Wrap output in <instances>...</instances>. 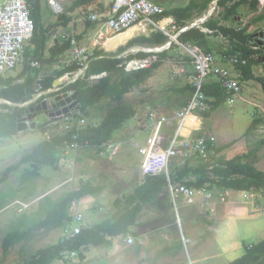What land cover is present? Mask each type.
<instances>
[{
  "label": "trees",
  "instance_id": "16d2710c",
  "mask_svg": "<svg viewBox=\"0 0 264 264\" xmlns=\"http://www.w3.org/2000/svg\"><path fill=\"white\" fill-rule=\"evenodd\" d=\"M214 0H191L185 7H177L166 10L163 16H173L178 28L185 27L195 17L201 16L207 11ZM31 6V19L34 22V36L30 41L24 59V68L15 78L0 77V99L13 104H21L26 101V90L29 87L40 85L43 91L61 88L51 96L55 97L66 92L77 94V111L86 113L88 109L97 107L104 101L118 103L111 106L101 121L96 126H90L79 132L78 143L81 149L90 150L92 147H100L113 139L114 133L120 130L123 125L137 115V110L130 105L120 103L126 95L133 90L142 88L153 73L160 68L164 60L185 59L191 62L190 57H177L169 51L162 53L139 52L130 54L127 57H119L128 49L134 46H147L154 48L164 45L168 38L162 33H152L150 36H138V33L130 35L132 31L125 32L127 41L125 46L118 48V52L109 53L104 49H96L89 59V67L84 77H80L70 84H61L60 80L74 77L80 70L76 63L65 65L60 70H51L59 64L61 58L71 50V38L56 39L54 44L48 47L50 38L55 28L69 26L76 17V11H80L85 18L86 29L95 30L98 22L91 20L93 14H104L107 7L99 0H74L65 13L59 15L57 21L47 27L43 23L44 7L42 0H29ZM218 7L222 9L217 19L209 20L205 27L213 32L206 34L199 28H190L180 34L179 41L183 44L198 46L205 52H215L211 44L210 36L222 37L223 45L220 54L223 58H236L238 63L236 69L240 70L241 82L255 81L261 85L264 94V44L254 38L251 27L264 20V13H260L251 19V22L243 28L227 24L228 21L236 19L239 10L243 5H249L251 14L258 11V0H218ZM105 20H102L104 22ZM87 31L75 36L80 44ZM124 32V31H122ZM123 34L121 38L125 37ZM130 36H136L128 38ZM176 47V46H173ZM114 44L106 45V50H113ZM157 55L159 60L148 68L126 72L124 63L135 58L144 59ZM34 62H39L41 68L33 67ZM256 68H260V74L256 75ZM44 76L40 78L39 76ZM103 76L96 81H90L93 76ZM58 83V85H57ZM181 91H189L190 95L194 87L188 83ZM205 95L212 99L209 101L211 109L220 107L227 100V93L219 83L210 82L203 87ZM186 104V103H185ZM184 106V105H183ZM182 106V107H183ZM23 108L18 106H0V139L10 138L19 134L18 121L21 119ZM263 123V119L254 117L248 127L245 136L254 131L257 126ZM47 124L38 128L45 132ZM72 134L67 133L52 137L50 140L41 142L30 153L24 156L21 161L5 170L0 178V186L6 183L10 176L19 170L22 165H29L27 175L37 177L44 167L58 168L63 158V152L67 148ZM225 148L218 149L216 154ZM255 157L250 153L239 154L232 159H216V156L205 162L196 164L187 163L180 168L173 169L170 178L175 182H185L195 188H206L208 190H231L247 192L251 190H264V171L258 169L251 158ZM104 188L94 186L91 182L83 183L77 190L71 191L66 197L56 202L49 208L44 219L36 222L32 227L16 229L9 232L2 240V256L0 264H5L10 250L19 242L25 240L29 235L41 229H54L66 226L70 220V210L77 200L88 196L102 194ZM168 190V181L165 175H147L142 183L133 193L117 199L114 204L120 209V213L112 223L98 224L92 228H86L75 239L62 243L58 241L46 248L38 250L24 264H51L57 259H62L66 251H77L82 259L84 252L90 247L104 246L109 240L119 236L132 234L130 228L136 225L138 215L146 205L160 200ZM9 204H0V212L5 210ZM134 234V233H133ZM229 264H264V239L253 244H245L244 254Z\"/></svg>",
  "mask_w": 264,
  "mask_h": 264
},
{
  "label": "rangeland",
  "instance_id": "374dc122",
  "mask_svg": "<svg viewBox=\"0 0 264 264\" xmlns=\"http://www.w3.org/2000/svg\"><path fill=\"white\" fill-rule=\"evenodd\" d=\"M152 1L161 5L165 10H170L175 7L187 5L191 0ZM199 1L204 2V0ZM215 1L216 0H214V2ZM99 2L104 3L107 7L111 5L112 0H99ZM214 2L211 4L213 5L212 7L215 6ZM42 3L44 7L43 23L45 27H47L57 21L58 15L51 11L47 0H42ZM72 3L68 2L66 6L67 9ZM259 10L260 9H258V11ZM221 11V8L215 7V14L213 17L215 19L219 17L220 19L219 14ZM262 13H264V9L262 10ZM240 14L243 15V19H240L239 22H237L238 20L236 19H232L228 21L227 24L233 23V25H242L241 23L244 19H246L248 23L251 22L249 5H243L239 11V15ZM254 15L256 16V14ZM84 30L87 32L85 33L83 40L90 41L93 37L91 34L94 30L91 31L86 29L85 18L80 11H76V17L69 26H60L54 29L48 47L49 45H53L56 39H67L73 35L77 36ZM250 31L255 34H257V32H264V22L261 21V23L258 22L254 24ZM59 33L65 34L66 37L58 36L57 34ZM213 37L217 38L215 36ZM220 38L214 40V43L217 44L215 47L217 50L213 52L219 66L222 63L230 64L228 59L223 60V56L220 54V49L223 48V40ZM164 45H162V47ZM136 47L140 46H134L133 48ZM143 47L147 48V46ZM116 52H118V50ZM181 52L182 51L179 48H176L170 53L177 57H188ZM71 57L70 50L61 58L60 63L58 64L59 68L62 69L67 65L70 62ZM231 66L234 67L233 65ZM23 68L24 61L19 67L8 71L3 77H16L22 72ZM225 68L229 69V65H226ZM230 71L235 72V70ZM255 72L256 74H260V68H256ZM194 75L193 66L189 61L185 59L164 60L160 68L153 73L152 77L142 88L133 90L130 94L126 95L120 103L133 106L137 110L138 116L136 118H143L150 109L168 114L175 112L187 103L190 97V92L181 91L180 89L188 85ZM43 76L44 75L41 74L39 77L42 78ZM75 76L64 80L62 79L60 82L62 85L70 84ZM90 81L94 80L90 79ZM241 85L243 86V90H245L243 95L245 99L241 96L239 98L233 97L231 104H228V100H226L220 107L210 109L208 114L205 115L206 120H203L204 117L202 118V121L206 124L208 123L210 128L204 127L203 130L210 131L214 136V148H225L221 152L224 157L230 159L239 154H243L246 151L249 153V150H251L250 154L256 155V157L260 156L257 160V167L264 171V112H262L260 108L253 107V105L259 104L258 102H260V99H264V94L260 90L259 83L249 82L248 84L241 83ZM50 97L53 98L52 96ZM254 98H258L256 100L257 102L252 101ZM116 104L118 103L104 101L99 106L88 109L86 113H80L77 111V108H75L71 109L67 115L78 113L87 121V126L98 125L104 119L107 110ZM39 117L43 123L46 122L45 124H47L45 132H49L48 137H45V132H43L41 128H38L41 125L40 123H37ZM39 117L35 123L30 125V129L19 132L17 136L0 139V178L7 168L18 164L21 159L37 147L42 140L65 134L62 121H56L54 120L55 118L50 117L51 122H48L49 119L44 118L43 114ZM254 117L263 119V123L257 126V128L249 135L243 137ZM136 118L126 122L120 130L114 133L113 139L110 142L116 144L119 142L122 143L117 155L101 156L97 151L79 149L77 152L71 154L72 159L62 156L63 158L61 159L58 168L44 167L40 170L37 177L27 175V169L32 168L29 165H22L19 170L10 176L6 183L0 186V204H3L4 202L9 204L5 210L0 212V258L2 256V240L9 232L16 229L25 230L32 227L36 222H39L46 217V213L50 207L66 197L71 191L77 190L86 182H91L96 187L101 186L104 188L102 194L83 199L84 211L90 202H93L91 206L95 204L98 205L97 207H92L94 211H102V213L99 212V214L96 215H89V220H86L84 216L86 224L89 226H95L99 223H110L111 217H113L117 210H119L114 205L115 200L123 199L133 193L143 181L141 171L140 169L138 170L137 167L138 161L135 156L137 155V152L132 149H136L134 142L131 143L130 146L128 144L131 136L133 139L134 133L139 129ZM30 123H32V121ZM49 124L51 125L48 126ZM174 131V125L166 129L164 133L165 145L169 144L168 137L172 136ZM250 137H253L251 141L249 140ZM136 138L142 141L143 138H146V134L142 133ZM252 159L254 158H251V160ZM67 160H70V164ZM49 192H51L49 199H44L41 202H38L31 210H29V208L27 209L28 203L36 200L40 201V199L44 197L43 194ZM167 197L168 193L166 192L160 200L145 206L140 220V225H143V227L140 228L138 232L142 233L143 231H149L147 233L150 234L152 232L150 230L155 229L159 224H171L169 230L172 233L178 234L179 232H182L185 237H193L198 240L200 226L195 223L198 220V217H200V214H198L199 211H201L198 209L199 206L181 205L178 219L175 207L171 202H168ZM258 206L260 207L262 204L260 203ZM249 214L256 216V220L252 221L255 224H258V220L264 219V213L252 214L250 211ZM159 216L162 217L160 220ZM179 221L181 225H179ZM189 226L193 227L190 228ZM240 229L241 226L239 230ZM60 236H62L60 228H54L52 230L45 229L43 232H41V230L34 232L31 236L29 235L25 240L17 243L10 250V254L5 264H24L38 250L57 243ZM241 238L247 239L249 242H260L264 239V236L254 234L249 237L242 236ZM117 240H119V238H117ZM188 245L191 247L190 243ZM183 253L184 259L188 263L189 259L187 253L184 250ZM84 254L86 258L92 255L87 251L84 252ZM121 255L130 261L136 260L138 257V253H135L133 249L125 250ZM237 256H239L238 250L224 254L223 264H229L231 260ZM80 258L81 257L79 256L70 257L69 252H67L63 255L62 259H57L51 264H81ZM117 260H120V257L114 258L113 260H110V262ZM143 263L159 264L158 261L151 259L146 260ZM86 264H90V262Z\"/></svg>",
  "mask_w": 264,
  "mask_h": 264
},
{
  "label": "built area",
  "instance_id": "2783aa9c",
  "mask_svg": "<svg viewBox=\"0 0 264 264\" xmlns=\"http://www.w3.org/2000/svg\"><path fill=\"white\" fill-rule=\"evenodd\" d=\"M73 1L47 0V3L54 14L61 15L67 10L68 2L72 3ZM109 6L104 14L91 17L92 21L99 22V29L90 46H80L74 35L68 36L72 39L70 62L80 66L79 72L71 82L85 75L93 52L96 49H102L109 36L112 37L136 25H142L148 34L162 33L165 35L168 42L157 50L170 51V49L179 48L182 54L184 53L192 59L191 63L195 75L191 84L194 87V92L186 106L178 112L167 115L150 109L143 118H136L139 129H137L132 143L134 142V146L140 155V171L143 176L165 175L167 177L170 202L175 207L177 217L181 205L194 206L199 204L205 206L216 201L222 204L227 203V193L219 194L206 188H195L185 182H173L170 178L173 169L180 168L187 163L208 161L213 155L214 136L201 135L199 134V127L192 126V123H200V118L210 110L209 101L212 99L205 95L203 87L210 82L219 83L227 93L228 104L232 103L233 97L238 98L243 91L239 80L240 70H238V74H234L229 69L219 66L212 53L205 52L198 46L186 45L179 41L180 34L192 27L200 28L206 34H212V31L204 28L203 25L211 19L215 9L189 26L179 29L175 19L163 16L166 10L152 0H112ZM258 8L260 10L264 8V0H258ZM102 20L105 21L102 22ZM247 24L248 21L245 20L239 28ZM34 29L29 0H0V76H4L8 71L16 69L23 63L27 47L34 36ZM57 35L66 37L63 33ZM259 40L264 44V38ZM158 60L159 57L153 55L144 59L127 61L123 66L126 72H131L148 68ZM228 62L235 66L238 59L229 58ZM32 65L40 68L38 62H34ZM100 77L93 76L90 79L95 80ZM49 92L53 91H42L41 86H37L36 94L28 104L31 105L41 99L47 101ZM4 103L6 102L0 99V105ZM74 120V113L65 116L62 120L65 133L74 132L64 151V156L68 159H72L71 154L80 149L77 141L80 130L89 127L84 118H78L75 123ZM173 125L175 131L172 136L168 137L169 144L165 145L164 133ZM142 133L146 134V138L140 141L136 137ZM120 146V144L109 142L100 147H92L90 150L97 151L101 156H115L119 153ZM81 206L80 201L73 205L77 213L63 228L62 243L75 239L83 230L88 228L84 215L79 209ZM252 210L253 214L264 213V203L260 207L256 205ZM126 242L131 246L135 244L136 238L128 236ZM68 252L70 257H78L79 255L76 251Z\"/></svg>",
  "mask_w": 264,
  "mask_h": 264
},
{
  "label": "crops",
  "instance_id": "0c3cea01",
  "mask_svg": "<svg viewBox=\"0 0 264 264\" xmlns=\"http://www.w3.org/2000/svg\"><path fill=\"white\" fill-rule=\"evenodd\" d=\"M189 4V3H188ZM187 4V5H188ZM187 5H184L182 7H185ZM110 6H107V9H109ZM211 7V6H210ZM209 7V9H210ZM177 8V7H175ZM173 9V8H172ZM244 9V8H242ZM241 10V8H240ZM239 10V11H240ZM262 13V11H261ZM254 14H251V19L254 17ZM173 17V16H172ZM200 17V16H199ZM199 17H195L194 20L198 19ZM240 17V18H238ZM175 19V18H174ZM240 19H243L242 14H238L236 20L239 22ZM193 20V21H194ZM245 20V19H244ZM264 22V20L262 21ZM261 23V22H259ZM238 24H236L237 26ZM99 29V26L93 31L90 41L82 40V42L79 44L83 47H88L93 42L94 37L96 35L97 30ZM132 33L129 34L133 35L134 32L139 31V35L141 34V31L138 29L131 30ZM127 33V32H126ZM90 34V33H89ZM125 36V34H123ZM138 35V36H139ZM148 35V33L144 34ZM136 36H130L128 38H132ZM220 38V37H217ZM213 36H210L209 40L211 44L216 47L217 44L214 43V40L217 39ZM127 36L121 38V35L118 37H110L105 42V44L102 46L103 49L106 50V45H109V43H112L116 40H119L121 42L117 43V46L107 52H116L118 48L125 46L129 41L126 40ZM224 41L223 38H220ZM222 41V42H223ZM51 45H49L50 47ZM216 49V48H215ZM217 50V49H216ZM226 65H229L227 63L220 64L221 67H225ZM229 68L231 70H234L235 67H231L229 65ZM49 70V69H48ZM238 74V72L235 70V72ZM258 75V74H256ZM249 82H255V81H249ZM245 82V83H249ZM257 83V82H256ZM261 90V85H260ZM245 90H243V93L241 97L244 98ZM258 98L252 99V101H256ZM260 102H258V105H253V107L257 108L264 107V99H260ZM257 102V101H256ZM257 106V107H256ZM262 110V109H261ZM263 112V111H262ZM204 117V118H203ZM206 120L205 116H202L200 118V123L194 124L192 123L193 127H199L200 131L199 134L203 135H212L210 131L203 130L205 128H210L209 124L204 123L202 121ZM197 125V126H196ZM49 126V125H48ZM47 127V126H46ZM248 129V128H247ZM246 133V132H245ZM136 132L134 133L135 136ZM45 137L49 136V132H45ZM243 137H246L245 134ZM51 138L44 139L41 142L45 140H50ZM134 139V137H133ZM132 136L129 139V146L133 141ZM253 139V137H250V141ZM120 143V142H119ZM122 144V143H120ZM217 148V147H216ZM214 148L213 157L216 156V159H226V157L223 156L221 152L216 154V151L218 149ZM137 152L136 160L138 170L140 169V155L138 151L134 148H132ZM222 149V148H221ZM251 150H249V153ZM248 153V151L244 152ZM258 157V156H257ZM252 157V162L255 164V166H258L257 160L260 158V156L257 158ZM257 158V159H256ZM232 159V158H230ZM196 164V163H193ZM59 166V165H58ZM258 168V167H257ZM42 170V169H41ZM143 180V178H142ZM214 192H217L219 194H228L227 197V203H219L216 201L215 203L206 204L205 206H201L198 204L199 211L198 214H200V217H198V220L195 224H199L200 229V235L198 236V240L194 239L193 237L187 238L185 237L182 232L180 233H172L169 229L171 224H159L155 229L150 230L152 231L150 234L147 233L149 231H143L142 233L138 232L140 228L143 227V225H140L141 220V214L138 215L136 220V225L132 226L130 228V231L132 234H129L127 236H119L116 238H112L109 240L108 244L104 246H98V247H90L87 252L91 253L92 255L88 258L85 257L84 259L80 258L81 264H86L90 262V264H145L143 263L146 260H155L158 261L159 264H223L224 261V254L234 252L235 250H238L239 256L235 257L232 261L235 259L241 257L244 254V246L245 244H253L257 242H249L247 239L241 238L242 236H251V235H263L264 236V219L258 220V224L253 223V220H256L254 215H250L249 212L260 203H264V190L263 191H247V192H237V191H231V190H214ZM51 195V192L43 194V198L40 199V201H32L27 204V209L31 210L35 204L38 202H41L44 199H49V196ZM88 197H94V196H88ZM86 198V197H85ZM84 198V199H85ZM167 200L169 202V195L167 197ZM82 203V206L79 208L80 211L84 214L86 220H89V215H96L99 214V212L102 213V211H98L92 208L93 206L97 207L98 205L93 204V202L88 203V206L85 208L84 211V204L83 199L79 200ZM78 201V202H79ZM116 201V200H115ZM115 205V204H114ZM83 208V211H82ZM144 210V209H143ZM48 213V212H47ZM46 213V215H47ZM77 213V210L75 208H71L70 210V216L74 218V215ZM120 213V209L117 210V212L111 217L110 223L114 222L116 219V216ZM253 214V213H252ZM162 217L159 216V220ZM44 219V218H43ZM160 222V221H159ZM100 224V223H99ZM98 225V224H96ZM95 225V226H96ZM179 225L180 221H179ZM89 226V225H88ZM194 226V225H193ZM193 226H189L190 228ZM241 226V229L239 230ZM65 226L61 227V231L63 230ZM90 228L94 226H89ZM189 227H188V233H189ZM45 229H41V232H43ZM52 230V229H48ZM40 231V230H38ZM36 232V231H34ZM237 232V233H236ZM134 233V234H133ZM33 234V233H32ZM31 234V235H32ZM30 235V236H31ZM128 236H133L137 239L136 243L132 246H129L126 242V239ZM240 236V237H239ZM61 237V236H60ZM119 238V240H117ZM142 240V242H141ZM185 241V242H184ZM200 241V242H199ZM191 244V247H189L188 244ZM133 249V251L138 253V257L136 260H128L125 257L121 255V253L125 250ZM183 250L187 253L189 262L184 259V253ZM190 251V252H189ZM120 257V260L110 262V260H113L114 258Z\"/></svg>",
  "mask_w": 264,
  "mask_h": 264
},
{
  "label": "clouds",
  "instance_id": "9594fccd",
  "mask_svg": "<svg viewBox=\"0 0 264 264\" xmlns=\"http://www.w3.org/2000/svg\"><path fill=\"white\" fill-rule=\"evenodd\" d=\"M213 2H214V1H213ZM217 3H218V0H216V1L214 2V4H215L214 7H212L213 5H210V6H211L210 9H208L207 11H205V12H204L199 18H201V17H202L203 15H205V14H208L212 9H215V7L218 8ZM258 9H259V8H258ZM263 9H264V8H263ZM263 9H262V10H263ZM262 10L257 11V12H256V15L260 14ZM65 12H66V11H65ZM65 12H64V13H65ZM214 14H215V12H214ZM61 15H62V14H61ZM58 16H59V15H58ZM213 16H214V15H213ZM213 16L211 17V19H215ZM170 17H172V16H170ZM173 18H174V17H173ZM199 18H198V19H199ZM198 19H196V20H198ZM211 19H210V20H211ZM196 20L189 22L186 26H189L190 24L194 23ZM245 20H246V19H245ZM245 20H243V21H245ZM175 21H176V20H175ZM208 21H209V20H208ZM208 21H207V22H208ZM243 21H242L241 24H243ZM207 22H206V23H207ZM98 23H99V22H98ZM206 23L203 25L204 28H206V27H205ZM248 24H249V23H248ZM248 24H247V25H248ZM186 26H185V27H186ZM237 26L240 27L241 25L239 24V25H237ZM239 27H238V28H239ZM244 27H245V26H244ZM182 28H183V27H182ZM192 28H197V27H192ZM242 28H243V27H242ZM199 29H200V28H199ZM207 29H208V28H207ZM125 31H126V30H125ZM121 33H122V32H121ZM259 33H262V32H257V34H259ZM263 33H264V32H263ZM212 34H213V32H212ZM212 34H209V35H212ZM150 35H151V34H148V35H146V36H150ZM254 35H255V34H254ZM74 37H75V36H74ZM221 38H222V37H221ZM263 38H264V37H263ZM255 39H258V40H259V39H261V38H260V37H257V38H255ZM259 41H260V40H259ZM167 42H168V41H167ZM167 42H166V43H167ZM260 42H261V41H260ZM166 43H165V44H166ZM51 46H52V45H51ZM164 46H165V45H164ZM140 47H143V46H140ZM161 47H162V46H158V47H154V48H148V47H147V48H148L149 50H150V49L156 50L157 48H161ZM102 49H103V48H102ZM175 49H176V48H173V49H171L169 52H173V50H175ZM158 51H159V50H158ZM165 51H168V50L159 51V52H147V53H162V52H165ZM124 53H125V52H124ZM137 53H139V52L128 53V54H125V55L123 54L122 56H119V57H124V58H125L126 56H128V55H130V54H137ZM212 54H213V52H212ZM152 56H153V55H152ZM156 56H157V55H156ZM149 57H150V56H149ZM188 57H189V56H188ZM147 58H148V57H147ZM135 59H140V58H135ZM226 59H229V58H223V60H226ZM132 60H133V59H132ZM191 61H192V60H191ZM38 63H39V62H38ZM59 63H60V62H59ZM71 63H72V62H69L68 64H71ZM190 64H192V63L190 62ZM227 64H228V63H227ZM229 65H230V64H229ZM55 66H56L57 68H54ZM55 66H53L52 69L47 70V71L51 72V70H58V69H60L59 66H58V64L55 65ZM151 66H152V65H151ZM230 66H231V65H230ZM233 66H234V65H233ZM231 67H232V66H231ZM234 67H235V66H234ZM40 68H41V65H40ZM224 68H225V67H224ZM229 70H231V69L229 68ZM234 70H236V71L238 72V69H236V67H235ZM193 71H194V68H193ZM78 72H79V71H78ZM85 72H86V71H85ZM194 74H195V73H194ZM234 74H235V73H234ZM84 76H85V75H84ZM84 76H83V77H84ZM103 76H106V74L101 75L100 78H102ZM0 77H3V76H0ZM11 77H12V76H11ZM3 78H4V77H3ZM8 78H10V77H8ZM12 78H15V77H12ZM100 78H99V79H100ZM78 79H79V78H78ZM96 80H98V79H95L94 81H96ZM239 80H240V79H239ZM74 82H75V81H74ZM71 83H73V82H71ZM240 83H244V82H241V80H240ZM190 84H191V81H190ZM191 85H192V84H191ZM37 86H39V85L37 84V85L33 86V88H35V91H36V87H37ZM192 86H193V85H192ZM241 86H242V85H241ZM41 89H42V87H41ZM242 89H243V86H242ZM59 90H61V88H57V89H55V90H50V91H53V92H49V94L47 95V97H48V100H47V101H49V100H50V101L53 100L52 102L54 103V99H55L56 96L53 97V98H51L50 96H51L52 93H56V92H58ZM42 91H43V90H42ZM46 92H47V91H46ZM193 92H194V91H193ZM66 93H69V95H72V94H73V92H66ZM242 93H243V91H242ZM242 93H241V95H242ZM35 94H36V92H35ZM35 94H34V95H35ZM62 94H63V93H62ZM192 94H193V93H192ZM192 94L190 95V97L192 96ZM34 95H33V96H34ZM60 95H61V94H60ZM241 95H240V96H241ZM33 96H32L30 99H26V101H24V102L21 103V104H13V103H10V102H8V101H6V100H3V101L6 102V103H4V104H6V105H10V106H18V107H20V108H23V113H22V117H21V118H23V117H26V116H27V115L24 113L25 108H28V107H34V106H36V105H38V104H40V103H42V102L45 101V100L41 99V100H38L37 102H35V103L29 105L28 102H29L30 100L33 99ZM57 96H58V95H57ZM240 96H239V97H240ZM190 97H189V99H190ZM239 97H238V98H239ZM189 99H188V101H189ZM1 100H2V99H1ZM47 101H46V102H47ZM188 101H187V103H188ZM210 101H211V100H210ZM39 102H40V103H39ZM187 103H186V104H187ZM4 104H2V105H4ZM186 104H185L183 107H181L179 110L175 111V112H178V111L182 110V109L186 106ZM0 106H1V105H0ZM256 107H257V106H256ZM75 108H76V107H75ZM75 108H74V109H75ZM257 108H259V107H257ZM61 109H62V108H59V110H61ZM210 109H211V106H210ZM50 112H51V111H50ZM175 112H172V113H169V114H168V113H164V114L170 115V114H173V113H175ZM42 114H43L44 118H46V119L48 118V119H49L48 122H51L50 120H51L52 117L50 118V116H49L48 113H44V112H43V113H40V114L37 116V118H35V120H34L32 123H30V121H27V122H26V124H27V126H28V129H30V125L33 124V123H35L36 120L38 119V117L41 116ZM206 114H208V112H207ZM206 114H205V115H206ZM66 115H67V114H66ZM205 115H204V116H205ZM47 116H48V117H47ZM136 116H138V115H136ZM63 117H65V115H63V116H61V117H56L54 120H56V121H59V120L62 121V120H63V119H62ZM75 117H76V120H74V123L77 122V119H78V118H83V116H81V115L78 114V113H75V114H74V119H75ZM135 118H136V117H135ZM46 121H47V120H46ZM62 122H63V121H62ZM37 123H40V124L42 125V124H44V123H46V122L43 123V121H41V120H40V117H39V120L37 121ZM63 124H64V123H63ZM41 125H40V126H41ZM50 125H51V124H49V126H50ZM91 126H96V125H91ZM63 127H64V126H63ZM89 127H90V126H89ZM86 128H88V127H86ZM84 129H85V128H84ZM18 130H19V129H18ZM22 131H23V130H22ZM22 131H20V132H22ZM80 131H81V130H80ZM199 131H200V128H199ZM64 133H65V131H64ZM70 133H71L72 136H73V133H74V132H70ZM65 134H67V133H65ZM202 135H203V134H202ZM108 143H109V142H108ZM106 144H107V143H106ZM117 144H120V143H117ZM120 145H121V144H120ZM120 147H121V146H120ZM214 147H215V146H214ZM80 149H81V148H80ZM213 153H214V148H213ZM63 157H65V156H64V152H63ZM212 157H213V155H212ZM212 157H211V158H212ZM67 161H68V163L70 164V161H69V160H67ZM194 163H198V162H194ZM191 164H193V163H191ZM172 172H173V171H172ZM141 174H142V172H141ZM142 176H143V175H142ZM156 176H160V175H156ZM144 177H146V176H143V179H144ZM71 181H72V180H71ZM173 182H175V181H173ZM211 191H214V190H211ZM251 191H253V190H251ZM167 193H168V195H169V191H168V190H167ZM81 200H82V199H81ZM77 201H79V200H77ZM77 201H76V202H77ZM76 202H75V203H76ZM169 202H170V195H169ZM75 203H74V204H75ZM74 204H73V205H74ZM72 207H73V206H72ZM176 216H177V215H176ZM177 218L179 219V215H178ZM72 219H73V218H71V220H72ZM71 220H70V221H71ZM88 228H90V227L88 226ZM62 231H63V230H62ZM61 237H62V236H61ZM61 237H60L59 241H61ZM136 241H137V239H136ZM184 242H185V241H184ZM135 243H136V242H135ZM133 245H134V244H133ZM131 246H132V245H131ZM66 252H68V251H66ZM70 252H72V251H70ZM76 252H77V251H76ZM78 254H79V252H78ZM63 255H64V254H63ZM78 256L80 257V255H78Z\"/></svg>",
  "mask_w": 264,
  "mask_h": 264
},
{
  "label": "water",
  "instance_id": "95a60500",
  "mask_svg": "<svg viewBox=\"0 0 264 264\" xmlns=\"http://www.w3.org/2000/svg\"><path fill=\"white\" fill-rule=\"evenodd\" d=\"M263 38L264 37V33H259V34H255L254 38ZM134 52H159L157 49L153 50V49H148V48H144V47H136V48H130L128 49L125 54L128 53H134ZM262 62L264 63V58L262 59ZM58 85V83H57ZM35 88L33 87H29L26 90V99H30L34 94H35ZM78 106V101H77V94L73 93L72 95H69V93H63L62 95H58L55 97L54 99V103L52 101H44L34 107H28L25 108L24 113L27 115L26 117H23L21 119H19L18 121V129L19 131L22 130H27L28 126L26 124L27 121H34L35 118H37V116L40 113H48L50 117L52 118H56V117H61L63 115H66L69 113V111L71 109H74L75 107ZM59 108H62L61 110H59ZM51 111V112H50Z\"/></svg>",
  "mask_w": 264,
  "mask_h": 264
},
{
  "label": "bare ground",
  "instance_id": "6f19581e",
  "mask_svg": "<svg viewBox=\"0 0 264 264\" xmlns=\"http://www.w3.org/2000/svg\"><path fill=\"white\" fill-rule=\"evenodd\" d=\"M133 29H138V30H140V31H141V34H140V35H144V34L147 33L146 29H144V27H143L142 25H136V26H133V27L129 28L128 30H126V31H124V32H122V33H118V34H116V35H114V36H112V37H113V38H114L115 36L118 37V36L124 34L125 32L131 31V30H133ZM131 33H132V32H131ZM135 33H139V31H138V32H135ZM135 33H133V34H135ZM119 42H120L119 40H117V41L115 40V41L113 42L114 46L116 47V46H117V43H119ZM120 44H121V42H120ZM261 109H262V111L264 112V107H261ZM196 126H197V125H196Z\"/></svg>",
  "mask_w": 264,
  "mask_h": 264
}]
</instances>
